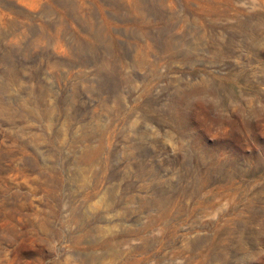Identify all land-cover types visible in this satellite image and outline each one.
I'll return each instance as SVG.
<instances>
[{"label":"rangeland","instance_id":"rangeland-1","mask_svg":"<svg viewBox=\"0 0 264 264\" xmlns=\"http://www.w3.org/2000/svg\"><path fill=\"white\" fill-rule=\"evenodd\" d=\"M0 264H264V0H0Z\"/></svg>","mask_w":264,"mask_h":264}]
</instances>
